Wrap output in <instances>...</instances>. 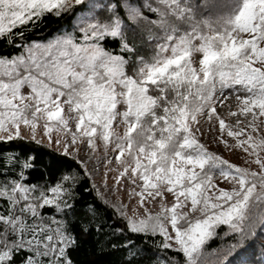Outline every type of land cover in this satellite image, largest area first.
<instances>
[{
	"label": "snow or ice",
	"instance_id": "6c2138e0",
	"mask_svg": "<svg viewBox=\"0 0 264 264\" xmlns=\"http://www.w3.org/2000/svg\"><path fill=\"white\" fill-rule=\"evenodd\" d=\"M0 264H264V0H0Z\"/></svg>",
	"mask_w": 264,
	"mask_h": 264
}]
</instances>
